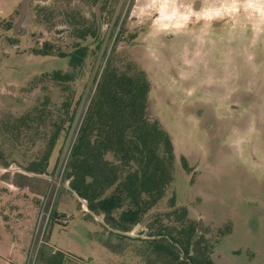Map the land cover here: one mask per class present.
Segmentation results:
<instances>
[{"label": "rangeland", "instance_id": "1", "mask_svg": "<svg viewBox=\"0 0 264 264\" xmlns=\"http://www.w3.org/2000/svg\"><path fill=\"white\" fill-rule=\"evenodd\" d=\"M194 1L27 0L15 29L21 0H0V264H167L146 249V219L116 235L67 179L34 251L61 148L108 62L145 71L148 114L172 136V179L151 211L184 206L214 264H264V0ZM78 41L84 62L59 84L58 51ZM54 131L47 171L26 170Z\"/></svg>", "mask_w": 264, "mask_h": 264}, {"label": "trees", "instance_id": "2", "mask_svg": "<svg viewBox=\"0 0 264 264\" xmlns=\"http://www.w3.org/2000/svg\"><path fill=\"white\" fill-rule=\"evenodd\" d=\"M79 34L84 39L96 30L87 27ZM50 51L51 46L45 43L37 52ZM87 52V45L80 41L71 51H58L68 57L69 69H53L50 78L59 84L72 80ZM149 89L144 70L123 69L108 62L85 109L66 171L70 189L86 199L89 214H103L116 235L128 236L126 231L154 209L172 179L176 156L172 136L148 114ZM28 116L19 118L27 121ZM57 136L54 131L44 151L26 164V170L47 171ZM170 205L171 209L155 211L144 222L146 249L163 254L167 264H214L202 235L195 233L199 219H191L184 206Z\"/></svg>", "mask_w": 264, "mask_h": 264}, {"label": "built area", "instance_id": "3", "mask_svg": "<svg viewBox=\"0 0 264 264\" xmlns=\"http://www.w3.org/2000/svg\"><path fill=\"white\" fill-rule=\"evenodd\" d=\"M83 115L79 123H76V125L73 126L68 138L66 139L65 143L61 148L55 169L53 171V175L51 176L52 180L49 185L48 191L44 195L40 203V207L34 224V237L38 241L37 248L36 250H34L35 254L37 253L39 246L44 242V233L54 213L55 198L57 197V193L59 189L63 185L64 179H66V171L68 169L71 152L79 132ZM80 199H81V206L84 208V210H88L86 206V199L85 198H80ZM70 217H71L70 214L62 212V214H60L59 216V220L62 224H66L68 223ZM32 250L33 247H31V252Z\"/></svg>", "mask_w": 264, "mask_h": 264}, {"label": "water", "instance_id": "4", "mask_svg": "<svg viewBox=\"0 0 264 264\" xmlns=\"http://www.w3.org/2000/svg\"><path fill=\"white\" fill-rule=\"evenodd\" d=\"M26 2H27V0H21V5L19 8V17H18L16 24L14 25L15 29H17L18 25L20 24L21 20L23 19L24 11L26 8ZM152 213H153V211H150L149 213H147L145 215V217L140 221V223L143 222L145 219H147Z\"/></svg>", "mask_w": 264, "mask_h": 264}, {"label": "flooded vegetation", "instance_id": "5", "mask_svg": "<svg viewBox=\"0 0 264 264\" xmlns=\"http://www.w3.org/2000/svg\"><path fill=\"white\" fill-rule=\"evenodd\" d=\"M194 4H196V5H198V4H200V0H196V1H194ZM87 211V210H86ZM141 221V220H140ZM155 236V235H154ZM154 250V249H153ZM153 250H151L150 249V251H153ZM155 252V254L157 255V253H158V251H154Z\"/></svg>", "mask_w": 264, "mask_h": 264}]
</instances>
